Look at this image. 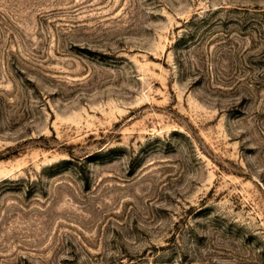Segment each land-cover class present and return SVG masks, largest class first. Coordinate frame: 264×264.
I'll list each match as a JSON object with an SVG mask.
<instances>
[{"label":"rangeland","instance_id":"obj_1","mask_svg":"<svg viewBox=\"0 0 264 264\" xmlns=\"http://www.w3.org/2000/svg\"><path fill=\"white\" fill-rule=\"evenodd\" d=\"M0 264H264V0H0Z\"/></svg>","mask_w":264,"mask_h":264}]
</instances>
